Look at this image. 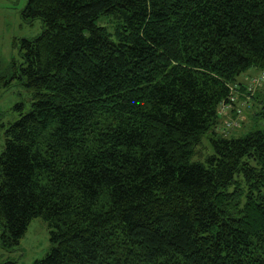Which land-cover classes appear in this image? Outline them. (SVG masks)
Returning a JSON list of instances; mask_svg holds the SVG:
<instances>
[{
    "label": "trees",
    "instance_id": "trees-1",
    "mask_svg": "<svg viewBox=\"0 0 264 264\" xmlns=\"http://www.w3.org/2000/svg\"><path fill=\"white\" fill-rule=\"evenodd\" d=\"M20 15L42 30L0 76L31 100L0 125V247L39 217L34 264H264V86L240 79L264 73V0H27ZM245 96L263 127L235 137L224 120Z\"/></svg>",
    "mask_w": 264,
    "mask_h": 264
},
{
    "label": "rangeland",
    "instance_id": "rangeland-1",
    "mask_svg": "<svg viewBox=\"0 0 264 264\" xmlns=\"http://www.w3.org/2000/svg\"><path fill=\"white\" fill-rule=\"evenodd\" d=\"M26 1L0 0V76L9 78L13 74V66L21 62L22 59L19 55L20 40L33 39L42 30L39 20H34L29 25L21 19L20 14ZM100 23L97 22V24ZM262 73L256 68H250L240 76V79L245 84L250 76L260 77ZM262 85L264 86V79ZM260 88V85L257 86L255 91ZM261 90L260 96L262 99L264 89ZM248 100L247 96H245V99L237 98L235 107L241 111L242 119L238 128L234 129L233 136L235 137L244 136L254 129L263 127L260 117L254 115L258 111L259 105L256 103L258 106L254 107ZM30 102V94L19 77L12 79L9 86L0 87V125L18 118L21 112H27L30 108ZM229 114L230 112H228ZM1 131L2 128L0 127V147L2 145ZM203 147L205 149L202 148V151L206 155L212 154V149L206 138L203 140ZM193 161L203 162L197 157H194ZM49 249L48 225L41 218H34L15 248L6 251L0 247V262L11 260L15 261L16 264H34L35 261L44 258Z\"/></svg>",
    "mask_w": 264,
    "mask_h": 264
},
{
    "label": "built area",
    "instance_id": "built-area-1",
    "mask_svg": "<svg viewBox=\"0 0 264 264\" xmlns=\"http://www.w3.org/2000/svg\"><path fill=\"white\" fill-rule=\"evenodd\" d=\"M264 79V73H262V75H260V77H254L251 79L250 84L248 89L249 90H253L254 88H256L257 86H259L260 83L263 82ZM234 100V99H233ZM231 100V101H233ZM231 105L227 104V105H223L222 106V114H226V110H228V108H230ZM242 119L241 116V111L237 110L236 112V118H232V117H227L225 118V123L227 127H238L240 125V121Z\"/></svg>",
    "mask_w": 264,
    "mask_h": 264
}]
</instances>
